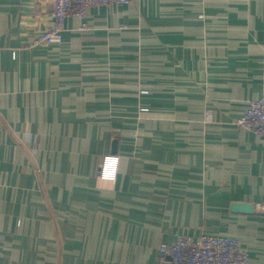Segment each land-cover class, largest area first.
I'll list each match as a JSON object with an SVG mask.
<instances>
[{"label": "crops", "instance_id": "1", "mask_svg": "<svg viewBox=\"0 0 264 264\" xmlns=\"http://www.w3.org/2000/svg\"><path fill=\"white\" fill-rule=\"evenodd\" d=\"M52 1L0 0V264H155L203 234L264 264V136L237 124L264 96V0L92 6L30 46Z\"/></svg>", "mask_w": 264, "mask_h": 264}, {"label": "built area", "instance_id": "2", "mask_svg": "<svg viewBox=\"0 0 264 264\" xmlns=\"http://www.w3.org/2000/svg\"><path fill=\"white\" fill-rule=\"evenodd\" d=\"M134 0H53V24L35 37L30 46L60 42L66 29V19L74 15L84 18L88 8L110 3L126 4ZM239 127L264 136V96L250 100L244 114L237 119ZM118 156H106L102 178L114 180ZM261 208L263 204H259ZM247 249L237 237L203 234L197 238L178 236L174 241L158 246L155 264H249Z\"/></svg>", "mask_w": 264, "mask_h": 264}, {"label": "water", "instance_id": "3", "mask_svg": "<svg viewBox=\"0 0 264 264\" xmlns=\"http://www.w3.org/2000/svg\"><path fill=\"white\" fill-rule=\"evenodd\" d=\"M232 209L235 211H243V212H254L255 211V207L252 203L243 202V201L233 202Z\"/></svg>", "mask_w": 264, "mask_h": 264}]
</instances>
